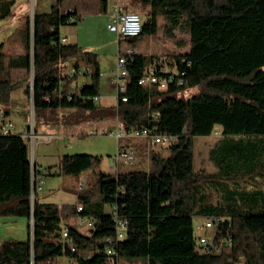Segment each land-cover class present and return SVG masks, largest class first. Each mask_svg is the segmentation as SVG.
<instances>
[{
  "label": "trees",
  "instance_id": "trees-1",
  "mask_svg": "<svg viewBox=\"0 0 264 264\" xmlns=\"http://www.w3.org/2000/svg\"><path fill=\"white\" fill-rule=\"evenodd\" d=\"M99 1L105 13L106 0ZM59 3L48 13H33L32 23L26 18L17 32L21 55L0 52V112L9 114V71L23 70V94L29 100L32 91L35 132L44 113L77 110L97 120L112 115L124 131L148 129L174 140L164 148L166 155L155 171L96 172L97 196L79 192L81 211L71 208L94 226L86 235L66 227L65 241L61 209L39 203L31 188L36 168L29 160L28 140L0 136V217L33 219L32 238L28 225L27 239L0 244V264H43L63 256L76 264H118L120 259L144 264H264V0H130L148 11L140 36L120 41L134 47L141 37L156 34L162 18L170 38L176 29L186 28L189 48L166 58V65L160 62L164 71L155 73L167 80L164 88L138 85L154 58L135 55L127 67L126 91L108 114L93 101L98 96L97 55L61 42L59 29L75 25L79 17L74 11L61 13ZM13 4L0 0V20L11 14ZM72 60L74 71L89 66L93 74L90 85L71 95L69 85L78 78L65 68ZM184 88L200 91L176 99L174 94ZM217 130L221 140L208 154L215 172H196L193 141ZM99 165L97 157L75 154L63 156L58 169L61 175L78 177ZM111 208L127 224L123 239L113 243L108 241L115 236ZM208 218L218 220L213 226V243L221 248L217 254L204 253L198 244L195 226Z\"/></svg>",
  "mask_w": 264,
  "mask_h": 264
},
{
  "label": "rangeland",
  "instance_id": "rangeland-1",
  "mask_svg": "<svg viewBox=\"0 0 264 264\" xmlns=\"http://www.w3.org/2000/svg\"><path fill=\"white\" fill-rule=\"evenodd\" d=\"M14 12L19 8L26 6L28 13H48L51 8L52 2L56 4V0H14ZM86 0H76L80 4V12L78 14L79 21L73 26L78 29L79 36L82 42L90 45L91 48L88 51L97 55V60L100 66V76L98 79V93L99 100L96 101V105L106 109L107 114L111 112L110 108L116 106V89L110 84L112 80L116 56H117V37L107 30V20L103 14H94L89 12L88 14L82 12L83 4ZM126 10L130 13H136L143 20L144 14L148 11V8L142 7L138 4L128 3ZM32 17V15L30 16ZM7 21L0 20V52L6 57L14 56L16 53L22 52L20 43H14L10 40L16 39V28L12 26H4ZM158 30L153 36H143L134 46L137 53L146 57H152L164 65V60L170 58L171 55L181 54L188 51V32L185 27L182 29H176L173 32V38L168 37L164 32V20L159 18ZM70 27V28H73ZM15 35V36H14ZM18 41V40H17ZM7 46V48L1 49ZM20 45V47H19ZM125 46V41L121 40V47ZM166 67V66H165ZM10 81L12 82V94L11 100L8 105V116L12 123L17 128L27 130L31 127V114H30V100L23 94V89L26 84V72L23 70H10ZM30 77V75H29ZM90 78L79 80L76 84L75 80L72 81L69 87L73 90L80 89L84 83H90ZM198 88H184L179 90L174 97L176 99H188L189 97L199 93ZM89 118V119H88ZM40 124L43 127L49 128L48 131H44L45 135L52 134L53 141L50 144H46V150H50L56 158L63 155H75V154H87L100 159V165L94 169L95 173L99 171L107 172L112 163L114 155L116 153L115 140L108 135L109 132H116V123L118 121L109 115L102 120L93 119V117L83 116V113L77 110H59L57 112H46L39 118ZM43 122V123H42ZM90 122H94L91 124ZM34 123V115H33ZM45 123V124H44ZM38 126V125H37ZM39 129H37V133ZM203 138H195L193 141V155H194V169L196 172H202L204 174H213L214 168L210 164L208 153L210 149L215 145L212 141L215 136L211 135L208 140H202ZM37 140L34 144V152H37ZM29 147V145H28ZM154 151L160 149H152ZM166 153V151H164ZM116 156V155H115ZM92 171L82 173L78 177L60 175L56 177L54 183L56 188L47 191L48 197L55 203L63 204L67 201H74V193L70 192L68 188L73 183L81 181L88 176V186L90 191H95V175L91 178ZM94 174V172H93ZM78 178V179H77ZM252 189L247 187V190ZM92 194L90 192H87ZM95 196V195H93ZM210 201L215 202V194L210 195ZM71 227L81 232H86L87 225L76 224L73 219L69 221ZM194 224L198 223L197 219H194ZM58 264H76L68 258H55ZM49 261L44 264H51ZM118 264H144L142 261H128L126 259H120Z\"/></svg>",
  "mask_w": 264,
  "mask_h": 264
},
{
  "label": "crops",
  "instance_id": "crops-1",
  "mask_svg": "<svg viewBox=\"0 0 264 264\" xmlns=\"http://www.w3.org/2000/svg\"><path fill=\"white\" fill-rule=\"evenodd\" d=\"M12 1L14 2V4L11 7V14L2 20L7 21L4 24V26H6V27L12 26L14 24L13 26L16 28V32H15L16 39L10 40V42H12V41L14 43L19 42L21 45L20 39L17 35V32L23 26L26 18L27 17L30 18V16L32 15V11L29 14L27 11L28 8H26V6H23V8L22 7L19 8L15 13L14 12L15 10L13 9L14 5H15V1L14 0H12ZM56 3H57V0H56ZM128 3H130V0H106V2H105L106 11L104 13L101 10V4H100L99 0H86L81 9H82V12L86 13V14H88L89 12H93L95 15L96 14H103L107 20V15L112 11L115 4H118L121 8H123V10L127 11L126 6L128 5ZM55 5L56 4H54L52 2L51 7L55 6ZM79 6H80V4L77 3L76 0H60V3L58 4V8H59V11L61 13L74 11L77 15L80 12ZM33 13H36V12L34 11ZM37 14H42V13H37ZM107 24H108V21H107ZM73 26H75V25L64 26V27H61L59 29V36L61 37V40H64L63 43H71V44L75 43L78 46L82 47L84 50L88 51V49L91 48V46L87 45L86 43L81 41L78 29L74 28ZM70 27H73V28H70ZM117 41H118L117 42V52L120 48H126V47L131 46L125 42V46L121 47V41L118 37H117ZM20 45H19V47H20ZM21 47H22V45H21ZM131 47L134 48L135 51L137 50L135 47H133V46H131ZM5 48H7V46L3 48V44H2L1 49H3V51H4ZM1 53H2V50H1ZM22 53H23V51L20 53L14 54V56L21 55ZM136 53H137V51H136ZM14 56H10V57H14ZM74 63H75V61H73V60L69 61L66 64L67 66L65 68V72H67V73L71 72L73 70ZM81 68H83V67H81ZM98 71H99V76H100L99 63H98ZM113 76H114V74H113ZM83 77H84V79L86 77L90 78V76H82V77H79L78 79H76L75 83L78 84L79 80L82 79ZM90 83H88V84L84 83L83 85H90ZM83 85H81V86H83ZM116 93H117V91H116ZM98 100H99V93L97 96V101ZM116 100H117V97H116ZM0 113H3V112H0ZM7 116L8 115H6V117ZM40 123H38V126L36 128V132L33 131V134H34L33 154H32V160H30V162H31V165L35 166L37 173H38V171H41V170H47L49 172V174L47 176H37V179L40 182V190H38L36 193L37 200L41 204H52V205H56L57 207H59L61 209V222H60V228L61 229L65 228V227H71V224L69 223V221L72 219H73L74 223L82 224V223L78 222L77 215L73 214L71 211V208H74L78 202L77 201L78 200L77 195L79 192L77 191V187L79 184H83L84 188H83L82 192H90L93 195H95L94 197H96L97 194L95 193V191H90L89 188H87L89 182H88V176H86L85 179H82L81 181H77L76 183L71 184L70 188H68L70 192L75 194L74 195V201H67L68 203L59 204V203H55L54 201H51L49 199V197H48L49 194H46V192L51 191V190L56 188V183H54V181H55L56 177H59L61 175V174H59L58 168H59V163H60L61 158L65 155H63L59 159V158H56L50 150H48V149L46 150L45 145L46 144L48 145L53 141L52 139H53L54 135H52V134L45 135L43 132L44 131L49 132V128L43 127V124H40ZM90 123L94 124V122H90ZM37 129H39L38 133H37ZM32 130H33V128H32ZM215 132L220 133L219 130H217ZM214 133L212 135L215 136V139L212 141H214L215 145H216L221 140V137H220V135L216 136ZM111 137L115 140V143H116L115 155L118 152L126 151L129 149H132L135 152V160H134L133 165L132 166H124L123 164H119V166L117 168L118 173L119 172H127V171H131V170L146 171V172L155 171L160 164L161 158L166 155V153H164V151H166L164 148L160 149L161 151L152 150L155 148H152L150 146L149 141L145 140V139L129 140V139H125V138L116 139L113 136H111ZM209 137L210 136L203 137L202 140H208L207 138H209ZM35 140H37V142H36L37 143V152L36 153L34 152ZM193 148H194V145H193ZM29 157H30V154H29ZM210 164L212 165L211 162H210ZM193 166H194V162H193ZM212 167L214 168L213 165H212ZM110 171L113 172L112 170H110ZM93 172H94V174H93ZM101 172H104V171H101ZM107 172H109V171H107ZM214 172H215V168H214ZM88 175H91V178H92L93 175H95V171L93 170L91 172V174H88ZM105 211L109 212V210L107 208L105 209ZM30 221L31 220H27V219L22 218V217H0V244L4 241H9V240L22 241V240L27 239L28 238V231H29L28 225H30ZM85 225H87V224H85ZM86 228H87L86 232H84V233L79 231V230H76V231L86 235V234H88V232L91 229L88 225ZM58 258H62V257H58ZM63 258H64V256H63ZM65 258H67V257H65ZM51 264H58V261L54 259V260H52Z\"/></svg>",
  "mask_w": 264,
  "mask_h": 264
},
{
  "label": "built area",
  "instance_id": "built-area-1",
  "mask_svg": "<svg viewBox=\"0 0 264 264\" xmlns=\"http://www.w3.org/2000/svg\"><path fill=\"white\" fill-rule=\"evenodd\" d=\"M107 21V30L110 33L115 34L118 38H135L141 32V19L139 15L123 10V8H121L118 4H115L112 11L107 15ZM62 42L64 41L62 40ZM135 55L136 51L130 47L121 48L117 52L114 76L110 81L111 85L116 88L117 96L124 95L126 91V78L128 76L127 67L133 63ZM157 69H160V73L163 72L160 67V62L155 60L153 64L145 71L144 75L139 79L138 85L144 86L148 84H158L160 88H164L167 84V80L156 76L155 72ZM74 73L76 74L77 78H79L82 76H91L93 74V70L88 66L79 68L77 71L72 70L68 73V75L73 77ZM180 83L182 82L180 81ZM74 93L75 92L71 93V95ZM93 101H97V96L93 97ZM121 101H126L124 96H122ZM11 134L21 136L22 138L28 140L30 154L29 160H32L34 140L33 130H30V128L27 130L17 128L14 123L7 119L3 114H0V136H7ZM214 134L216 136L219 135V133L216 132ZM108 135L120 136V139L125 138L129 140L145 139L149 141L152 148L156 149H163L174 140L173 137L152 133L148 129L124 131L119 123H116L115 134H113V132H109ZM134 160V150L129 149L118 152L116 156H114L109 169L116 173L119 164H123L124 166H132ZM48 174L49 172L47 170H41L38 171V173L36 171L35 174L32 173L33 187L31 188H35V195L37 191L40 190V182L38 181L37 176H47ZM83 188L84 185L79 184L77 191L82 192ZM33 198L34 195H31V200H33ZM80 211L81 205L77 204L76 213H79ZM110 214L112 215L115 223V236L111 237L108 241L109 243H113L123 239L127 224L126 220L119 217L116 208H111ZM77 220L79 223L87 224L90 228L94 226V221L87 217L77 215ZM217 221L218 220L213 218L203 219L195 226V231L198 234V244L201 250L206 254H217L221 250L220 247L214 245L213 243V226ZM61 237L67 241L66 238H68V229L66 227L62 229ZM228 242H230V239L225 240V243ZM107 254L113 256L115 255V252L107 250Z\"/></svg>",
  "mask_w": 264,
  "mask_h": 264
},
{
  "label": "water",
  "instance_id": "water-1",
  "mask_svg": "<svg viewBox=\"0 0 264 264\" xmlns=\"http://www.w3.org/2000/svg\"><path fill=\"white\" fill-rule=\"evenodd\" d=\"M30 22L32 23V17H30ZM32 30V29H31ZM31 50H32V44H31ZM30 83H31V90H32V67L30 69ZM30 114H31V127H33V103H32V91L30 95ZM30 229H31V238H32V228H33V219L31 216L30 219Z\"/></svg>",
  "mask_w": 264,
  "mask_h": 264
},
{
  "label": "bare ground",
  "instance_id": "bare-ground-1",
  "mask_svg": "<svg viewBox=\"0 0 264 264\" xmlns=\"http://www.w3.org/2000/svg\"><path fill=\"white\" fill-rule=\"evenodd\" d=\"M32 16H33V12H32ZM141 19V18H140ZM141 26H142V21H141ZM140 34H141V32H140ZM140 34L137 36V37H139L140 36ZM136 38V37H135ZM119 39H133V38H119ZM62 41V40H61ZM64 41V40H63ZM130 48H132L131 46H129ZM121 49V48H120ZM132 49H134V48H132ZM135 50V49H134ZM136 55H137V53H136ZM162 70L164 71V69L162 68ZM0 114H3V113H0ZM4 115V114H3ZM5 117H6V115H4ZM7 118V117H6ZM33 128V127H32ZM220 135V134H219ZM113 137H115L116 139H120V136H113ZM33 187V186H32ZM32 190H33V192L35 191V188H32Z\"/></svg>",
  "mask_w": 264,
  "mask_h": 264
}]
</instances>
